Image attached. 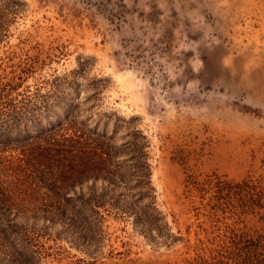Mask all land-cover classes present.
<instances>
[{
	"label": "rangeland",
	"instance_id": "374dc122",
	"mask_svg": "<svg viewBox=\"0 0 264 264\" xmlns=\"http://www.w3.org/2000/svg\"><path fill=\"white\" fill-rule=\"evenodd\" d=\"M15 11L0 66L9 69L8 54L29 37L55 54L25 84L77 80L101 126L132 118L171 232L147 236L130 218L110 217L95 253L60 240L46 264L182 263L200 218L187 209L186 179H264V0H18Z\"/></svg>",
	"mask_w": 264,
	"mask_h": 264
},
{
	"label": "trees",
	"instance_id": "16d2710c",
	"mask_svg": "<svg viewBox=\"0 0 264 264\" xmlns=\"http://www.w3.org/2000/svg\"><path fill=\"white\" fill-rule=\"evenodd\" d=\"M17 3L0 0V40ZM29 41L8 54L9 69L0 66V264H46L60 240L93 254L110 217L130 218L147 236L171 235L154 199L143 131L132 118H115L111 130L91 119L77 80L25 84L55 54ZM49 107L60 108L44 122ZM120 126L126 132L117 141ZM185 182L187 209L200 217L193 253L166 264H264V179L210 172Z\"/></svg>",
	"mask_w": 264,
	"mask_h": 264
}]
</instances>
